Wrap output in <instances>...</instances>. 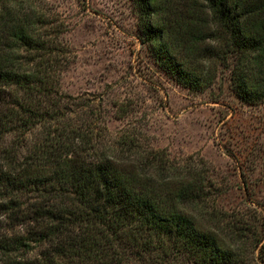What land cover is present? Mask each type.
<instances>
[{
	"label": "trees",
	"instance_id": "obj_1",
	"mask_svg": "<svg viewBox=\"0 0 264 264\" xmlns=\"http://www.w3.org/2000/svg\"><path fill=\"white\" fill-rule=\"evenodd\" d=\"M131 2L179 83L203 90L228 69L264 103V0ZM63 32L47 0H0V264H253L264 222L207 211L206 168L111 137L61 92Z\"/></svg>",
	"mask_w": 264,
	"mask_h": 264
},
{
	"label": "rangeland",
	"instance_id": "obj_2",
	"mask_svg": "<svg viewBox=\"0 0 264 264\" xmlns=\"http://www.w3.org/2000/svg\"><path fill=\"white\" fill-rule=\"evenodd\" d=\"M47 1L70 50L61 92L89 110L111 137L132 135L174 165L206 168L214 187L207 211L264 222V103L242 100L228 69L219 68L203 90L179 83L141 42L131 0ZM260 250H254L253 264H264Z\"/></svg>",
	"mask_w": 264,
	"mask_h": 264
}]
</instances>
